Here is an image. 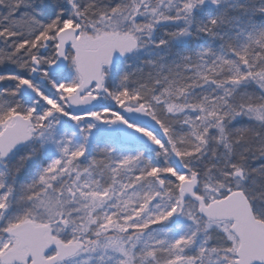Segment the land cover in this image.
<instances>
[{
	"label": "snow or ice",
	"instance_id": "1",
	"mask_svg": "<svg viewBox=\"0 0 264 264\" xmlns=\"http://www.w3.org/2000/svg\"><path fill=\"white\" fill-rule=\"evenodd\" d=\"M0 264H264V0H0Z\"/></svg>",
	"mask_w": 264,
	"mask_h": 264
}]
</instances>
